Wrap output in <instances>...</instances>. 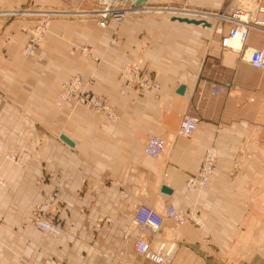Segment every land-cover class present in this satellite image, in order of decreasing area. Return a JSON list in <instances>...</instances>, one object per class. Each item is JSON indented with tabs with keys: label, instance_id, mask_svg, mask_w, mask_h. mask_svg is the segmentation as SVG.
Masks as SVG:
<instances>
[{
	"label": "crops",
	"instance_id": "obj_1",
	"mask_svg": "<svg viewBox=\"0 0 264 264\" xmlns=\"http://www.w3.org/2000/svg\"><path fill=\"white\" fill-rule=\"evenodd\" d=\"M76 1L0 0V8L24 15L46 13L26 8L56 6L81 16L52 19L32 56L23 52L27 18H0V264H156L134 249L139 229L133 217L142 203L184 213L196 208L206 220L204 229L165 221L152 245L175 244L170 264H264V254L241 241L259 234L264 221V69L247 57L264 48V29L252 28L236 51L221 47V34L208 41L211 21L197 17L208 11L171 12L157 6L161 0H144L142 15H150L128 14L100 27L96 16L66 11L73 4L91 8L87 0ZM197 1L207 10L238 8L227 0ZM162 10L171 19L151 15ZM138 59L159 82L158 92L136 90L119 77ZM77 73L91 79L88 88L108 99L118 119L83 105L58 108L62 84ZM225 82L232 83L228 92L212 93ZM181 84L184 94L177 93ZM184 115L201 120L190 136L178 130ZM153 134L165 142L158 159L144 152ZM212 145L218 150L212 183L187 189L188 176ZM58 181L56 217L65 229L53 237L33 229L31 220L34 206ZM164 185L172 192L162 191Z\"/></svg>",
	"mask_w": 264,
	"mask_h": 264
},
{
	"label": "built area",
	"instance_id": "obj_2",
	"mask_svg": "<svg viewBox=\"0 0 264 264\" xmlns=\"http://www.w3.org/2000/svg\"><path fill=\"white\" fill-rule=\"evenodd\" d=\"M83 2L86 0H82ZM91 8L88 9H74L79 11L75 15H93L98 18V24L105 27L109 20L113 19L118 22L128 14L142 15L147 9V5H136V0H89ZM256 9L264 17V0H256ZM18 8L3 9L0 8V18L6 16H24L27 18L23 22L22 30L27 35V41L24 47V54L27 56L35 55L41 45L44 36L49 32L52 19L58 16H69L65 11L55 8H26L31 11L43 10L46 13H32L19 14ZM66 11H73L68 10ZM245 12V13H243ZM249 8H237L236 12L231 16L223 13L219 18L230 23L229 30L223 33L221 38V46L224 49L231 48L230 40L236 39L244 44L249 37V32L252 28L264 29V18L257 21L251 20L247 22L243 20V15L250 17ZM80 52L91 58L99 61L100 59L88 47H80ZM249 63L260 69H264V48H253L248 56ZM120 77L131 84L133 88L141 90L158 91L160 86L157 80L142 66V60L138 63L127 65L120 71ZM91 79H88L84 74L77 73L73 75L67 82L63 83L59 92L57 106L62 109L65 107L74 108L77 105H83L86 108L94 109L102 112L110 119H118L112 105L108 99L100 94L91 91L88 84ZM232 87L231 82L222 84H215L212 87V93L220 95L228 92ZM201 120L194 115L184 116L180 134L190 136L198 127ZM165 142L157 136L151 135L144 143V152L155 159L161 158L164 154ZM218 152L215 146H210L206 149L200 168L196 174L189 175L186 180V187L188 189H201L209 186L212 183V177L217 166ZM62 181H58L55 186V191L46 197L43 202H40L33 210L32 225L38 230L45 231L54 236H59L64 231V225L55 217L57 211V196L61 187ZM172 220L175 225L181 226L185 224H192L201 229L205 228V220L201 213L192 209L187 213L182 214L174 207L167 205L163 212L154 210L148 205L141 204L136 207L134 213V224L140 228V233L134 239V249L144 258L156 264H170L173 260L172 248L167 249L164 244L158 248L152 246L151 238L157 236L164 226L165 220Z\"/></svg>",
	"mask_w": 264,
	"mask_h": 264
},
{
	"label": "rangeland",
	"instance_id": "obj_3",
	"mask_svg": "<svg viewBox=\"0 0 264 264\" xmlns=\"http://www.w3.org/2000/svg\"><path fill=\"white\" fill-rule=\"evenodd\" d=\"M88 2H90L89 0H87ZM137 1V0H136ZM136 1H135V4H136ZM254 1V2H253ZM256 0H227V3H229V4H231L230 5V7H238V8H249V10H250V17L252 18V20L253 21H257V20H259V19H262V18H264L261 14H260V12L256 9V3L257 2H255ZM75 2H77L76 0H75ZM81 2V0H79V2L78 3H80ZM231 2V3H230ZM247 2H250L249 4H246ZM91 3V2H90ZM55 4H57V3H55ZM157 6H162V7H164V9L166 10V11H173L174 9H176V8H191V9H198V10H202V11H208V12H211V14H203L202 16H197V17H199V18H205V19H207V20H209V21H211V27H210V29H206V31H207V33H208V41H210L211 40V42L213 41V38H214V36H216V35H220L221 34V38H222V35H223V33H225V32H223V31H220V30H228V26H230V23L229 22H227V21H224V20H222V19H220L219 18V15L220 14H223V13H225V14H227V15H229V16H231L234 12H236V10H233L232 12H223L224 11V9H222V10H207V7H203V6H205L201 1H200V3L197 1V0H161L160 2H159V4H157ZM228 5H226V7H227ZM249 6H251V7H249ZM52 7H54V8H56V6H52ZM77 7H78V5L77 6H75L74 4L68 9V10H71V9H77ZM92 7V6H91ZM253 8V9H252ZM228 9V8H227ZM230 9V8H229ZM228 9V10H229ZM252 9V10H251ZM166 11H164V10H162L160 13H157V12H155V13H152L151 15H156V16H164V17H167V18H170L171 19V16H173V15H171V14H169V13H167ZM243 13H245V12H243ZM176 14H180V13H176ZM231 14V15H230ZM144 15H150V14H143V15H140V16H137V17H141V16H144ZM127 16V15H126ZM125 16V17H126ZM130 16V15H129ZM132 16V15H131ZM78 17H81V16H73V15H70V16H67L66 18H78ZM124 17V18H125ZM194 17H196V16H194ZM123 18V19H124ZM54 19V18H53ZM98 19V18H97ZM111 20H113V19H111ZM115 21V20H114ZM109 22V21H108ZM116 22H118V21H116ZM121 22V21H120ZM99 25V24H98ZM107 25V24H106ZM101 27V26H100ZM48 34V33H47ZM46 34V35H47ZM45 35V36H46ZM45 36H44V38H45ZM44 38H43V40H44ZM221 38H220V42H221ZM43 40H42V42H43ZM42 42H41V44H42ZM41 46V45H40ZM25 47V46H24ZM77 49H79V48H77ZM23 52H24V49H23ZM139 60H142V59H138V60H136V62L137 61H139ZM94 61H96V62H98L97 60H94ZM100 61V60H99ZM135 62V63H136ZM134 63V62H133ZM133 63H130V64H133ZM144 63H145V61H143L142 60V66H143V68H144ZM127 65H129V64H127ZM126 65V66H127ZM125 66V67H126ZM125 67H123V68H125ZM122 68V69H123ZM121 69V70H122ZM145 69V68H144ZM120 70V71H121ZM120 71H119V77H120ZM146 72H148V71H146ZM149 73V72H148ZM151 74V73H150ZM152 75V74H151ZM153 76V75H152ZM121 78V77H120ZM122 79V78H121ZM124 80V79H123ZM158 82V81H157ZM159 83V82H158ZM130 84V83H129ZM131 85V84H130ZM160 86V85H159ZM132 87V86H131ZM133 88V87H132ZM134 89H136V88H134ZM160 89V88H159ZM136 90H141V89H136ZM152 92H154V91H152ZM156 92H158V91H156ZM155 92V93H156ZM111 104V103H110ZM112 105V104H111ZM112 108H113V110H114V112H115V114H116V116L118 117L119 115H118V113L116 112V109H115V107L112 105ZM94 110V109H93ZM102 113V112H101ZM103 114V113H102ZM105 115V114H104ZM106 116V115H105ZM184 116H186V115H184ZM184 116L182 117V119H181V122H182V120H183V118H184ZM109 118V117H108ZM112 119V118H111ZM112 120H114V119H112ZM181 122H180V126H181ZM180 126H179V129H180ZM178 129V130H179ZM7 158H8V160H11V161H13L15 164H17L16 163V159H15V157L13 156V155H7ZM0 184H5V180H4V178L0 175ZM57 185V184H56ZM188 189V188H187ZM190 190H193V189H190ZM194 190H196V189H194ZM54 191H55V189H54ZM53 191V192H54ZM53 192H51V193H53ZM51 193H49V194H51ZM49 194H47L46 196H45V198L41 201V202H43L45 199H46V197H48V195ZM40 203V202H39ZM38 203V204H39ZM57 203H58V196H57ZM38 204H36L35 206H34V208L38 205ZM143 204V203H142ZM139 205V204H138ZM34 208H33V210H34ZM33 210H32V214H33ZM155 210H157V211H159V212H163V210H164V208H162L161 210H158V209H156L155 208ZM58 212V208H57V211H56V213ZM203 217V216H202ZM57 218V217H56ZM58 220H60L59 218H57ZM205 219V218H204ZM32 220H33V217H32ZM32 220H31V226H32V228L33 229H35V230H38V229H36V228H34V226L32 225ZM57 220V221H58ZM166 220H169V219H166ZM165 220V221H166ZM206 221V220H205ZM60 222L63 224V222L60 220ZM165 224V223H164ZM175 224V223H174ZM64 225V224H63ZM176 226V225H175ZM263 226V227H262ZM164 227V226H163ZM261 230H260V233L259 234H251V235H249V236H247V235H245V236H243V238L241 239V241L244 243V244H246V245H251L252 247H254V248H256L259 252H262L263 254H264V221H263V223L261 224ZM139 229V228H138ZM38 231H41V232H44V233H46V234H48V235H50V236H53V235H51V234H49V233H47V232H45V231H42V230H38ZM139 233H140V229H139ZM138 233V234H139ZM247 236V237H246ZM53 237H56V236H53ZM255 250V249H254ZM254 250H247V251H245V255L248 253V254H252L253 253V251ZM139 254V253H138Z\"/></svg>",
	"mask_w": 264,
	"mask_h": 264
},
{
	"label": "bare ground",
	"instance_id": "obj_4",
	"mask_svg": "<svg viewBox=\"0 0 264 264\" xmlns=\"http://www.w3.org/2000/svg\"><path fill=\"white\" fill-rule=\"evenodd\" d=\"M254 2V1H253ZM250 2H247L246 4H249ZM249 7H251V6H249ZM253 9V8H252ZM251 9V10H252ZM235 13V12H234ZM231 15V14H230ZM243 20H245V21H247V22H250L251 20H252V18L251 17H249L248 15H243ZM116 21V20H115ZM229 29V28H228ZM229 43H230V45H231V47H232V50H236V51H241L242 49H243V46H244V44H242L239 40H236V39H232V40H230L229 41ZM221 45V44H220ZM222 47V46H221ZM223 48V47H222ZM224 49V48H223ZM227 49H231V48H227ZM250 52H251V50L248 52V54H247V57L249 56V54H250ZM136 62V61H135ZM134 62V63H135ZM138 62H141V60H139V61H137L136 63H138ZM151 91V90H150ZM182 123V122H181ZM181 127V126H180ZM180 130V129H179ZM212 146H214V145H212ZM216 147V146H215ZM217 148V147H216ZM217 152H218V150H217ZM203 159V158H202ZM139 205H141V204H139ZM138 205V206H139ZM146 205V204H145ZM171 206V205H170ZM173 207V206H172ZM151 208H153V207H151ZM175 208V207H174ZM154 209V208H153ZM176 209V208H175ZM193 209H196V208H193ZM136 210V209H135ZM155 210V209H154ZM177 210V209H176ZM190 210H192V209H190ZM196 210H198V209H196ZM157 211V210H156ZM178 211V210H177ZM189 211V210H188ZM187 211V212H188ZM199 211V210H198ZM178 212H180V211H178ZM186 212V213H187ZM200 212V211H199ZM180 213H182V214H185L184 212H180ZM55 215V217H56V214H54ZM204 218V217H203ZM58 220V219H57ZM205 220V219H204ZM60 221V220H59ZM133 221H134V217H133ZM186 225V224H185ZM192 225V224H191ZM136 226V225H135ZM181 226H183V225H181ZM181 226H178V227H181ZM205 227H206V221H205ZM136 228H138L137 226H136ZM140 229V228H139ZM52 235V234H51ZM54 236V235H53ZM60 236V235H59ZM56 237H58V236H56ZM156 237V236H155ZM154 237V238H155ZM151 240H152V238H151ZM159 241V240H158ZM171 241V240H170ZM161 244H164L165 245V247L167 248V249H169V248H172V251H173V253H174V247H175V244L174 243H168V242H166V241H159L158 243H156V245L155 246H153L154 248H158ZM177 250V249H176ZM175 254V253H174ZM174 256V255H173ZM174 259V258H173ZM147 260V259H146Z\"/></svg>",
	"mask_w": 264,
	"mask_h": 264
},
{
	"label": "water",
	"instance_id": "obj_5",
	"mask_svg": "<svg viewBox=\"0 0 264 264\" xmlns=\"http://www.w3.org/2000/svg\"><path fill=\"white\" fill-rule=\"evenodd\" d=\"M144 0H137L136 1V5H140ZM173 20L177 19L178 21L180 22H186V23H195V24H198L199 21L198 20H189L187 18H175L173 17L172 18ZM208 25V24H207ZM185 90H186V86L184 84H181L178 88H177V93L179 94H184L185 93ZM61 138L69 143V144H72L71 140H69V138H67L66 136H61ZM162 191L166 192V193H171L172 192V189L169 188L168 186H162Z\"/></svg>",
	"mask_w": 264,
	"mask_h": 264
}]
</instances>
